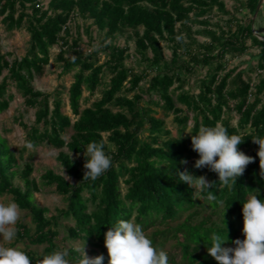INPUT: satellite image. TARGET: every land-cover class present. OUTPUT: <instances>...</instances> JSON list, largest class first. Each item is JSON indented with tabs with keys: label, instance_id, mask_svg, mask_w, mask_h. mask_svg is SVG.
Wrapping results in <instances>:
<instances>
[{
	"label": "trees",
	"instance_id": "trees-1",
	"mask_svg": "<svg viewBox=\"0 0 264 264\" xmlns=\"http://www.w3.org/2000/svg\"><path fill=\"white\" fill-rule=\"evenodd\" d=\"M260 1L245 0L242 7L253 17ZM215 10L221 15H231L224 0H51L47 9L41 0H0L1 24L6 33L25 28L30 36L25 56L11 60L10 55L2 53L0 34V113L7 111L15 99L9 90L13 87L24 98L27 109H36L35 125L26 127V141L32 142L35 149L44 144L58 150L68 149L69 154H59L58 162L67 176L78 182L72 185L52 171L42 176L44 185L54 186L58 194L68 198L67 208L58 217L48 219L46 209L33 205L34 192L41 190L32 179V164L26 163L21 168L15 153L0 136V197H12L22 211L31 215L30 226L18 225V239L45 247L42 256L27 253L32 264L59 250L56 241L60 236L61 218L72 221L66 229L68 238L85 241L93 248L92 257H104L103 264H108L105 233L120 220H134L144 231L166 226L168 230L156 236H172L184 264H218L207 251L213 235L227 237L222 247L234 245L243 227V203L251 195L264 200V177L257 155L259 145L252 140L264 137V78L253 85L242 73L235 75V70L228 71L226 59L230 55H245L250 41L252 47L260 49L258 70H263L264 41L255 36L253 21L243 23L231 17L224 27L216 25L218 29H212L210 18ZM75 15L92 20L105 33V41L117 34L135 32L138 56L155 72L149 80L148 92L156 94L158 100L148 104L175 115L174 121L180 127L178 138H171L164 122L152 117L151 110L140 107L142 98L137 91L149 74L128 68L125 50L110 47L109 61L99 65L95 56L86 58L78 51L77 41L69 44L65 38L69 37L68 24ZM195 25L204 28L203 35L210 42L192 51L185 45V37L196 42ZM163 42L175 44L171 61L166 60ZM59 44L62 49L73 48L75 53L65 58L62 50L57 58L62 63L61 76L78 70L69 90L73 118L63 113L60 98L54 97L51 104L52 96L36 91L33 86L50 65L51 51ZM183 50L189 55V61L182 60ZM198 66L208 68V74L200 81V93L191 95L185 91V78L194 74ZM105 68L111 71L108 89L100 101L83 108L85 92L95 95ZM132 93H135L133 98L124 95ZM251 97H254L253 103ZM231 101L236 102L235 109L240 116L237 128L225 117L232 110ZM178 104L185 110L178 108ZM112 107L120 111L115 113ZM190 122H193L191 133L185 137ZM217 122L227 128L229 135L242 137L240 151L246 154L252 150L253 162L236 179L231 190L219 185L215 172L194 167L199 156L192 149L191 136L201 125L214 126ZM69 130L74 134L67 142L64 135ZM143 131L149 133L146 141L140 140ZM91 141H103L105 151L113 160L112 167L95 181L83 180L85 160L77 163L70 156L84 154ZM30 158L33 160L35 156ZM182 160L188 163L182 164ZM185 169L194 176H205L214 186L193 195L195 189L178 177ZM16 180H21L24 190L15 184ZM122 183L127 187L125 194ZM208 191L223 201L222 207L207 199ZM207 207L213 216L198 221L200 210ZM184 216H187L184 222L170 228ZM79 256L76 250H69V259L75 261ZM168 260L169 264H177L174 259Z\"/></svg>",
	"mask_w": 264,
	"mask_h": 264
},
{
	"label": "rangeland",
	"instance_id": "rangeland-1",
	"mask_svg": "<svg viewBox=\"0 0 264 264\" xmlns=\"http://www.w3.org/2000/svg\"><path fill=\"white\" fill-rule=\"evenodd\" d=\"M51 0H41V3L45 7L48 8ZM245 0H225L227 10L231 13V15H221L218 11H214L211 15V28L218 29L215 26L219 25L225 26L226 22L231 17L237 18V20L243 23H249L253 21L254 16L252 17L248 11H245L242 7ZM2 17H0V34H1V45H2V53L10 55V59H21L25 56L26 51L29 46L30 36L25 30V28L21 30L13 31L12 33H6L4 26L1 24ZM69 37L65 39L68 40L69 44L72 45L74 41L78 42V51L82 53L86 58L93 57L98 61L99 65H103L109 61V54L111 53L110 47H117L119 49L126 51V59L125 65L133 70L136 73L147 72L149 74V78L141 83L140 89L137 91L141 96L142 100L140 101V107L151 110V116L155 117L165 124V129L171 132V138L176 139L180 134V127L174 121L175 115L168 114L161 107H156L153 104H148L149 101H157L158 96L154 93H149V80L152 76H154L155 72H151V69L148 67V64L140 59L136 50V40L137 36L134 31H127L121 34H117L115 38L108 39L105 41V33L98 30V28L93 25V21L89 19H84L78 15H75L71 18L69 24ZM254 32L264 37V5L262 6L260 13L257 19L254 22ZM204 28L200 25L193 26V39L196 42H193L192 39L185 37V45L190 46V50H198L199 46H205L209 44L210 38L203 35ZM210 30V28H209ZM227 30V27H226ZM139 34H143V30L140 29ZM64 36V35H63ZM162 47L164 50V54L167 61H171L173 57V49L175 44H171L168 42H163ZM248 51L245 55L240 57H227V70H235L236 74L242 73L243 78L252 83L253 85H257L261 79L264 78V69L258 70V56L260 54V49L251 46V42L247 43ZM64 50L66 53L65 58H71L75 56L73 48H64L62 49V44H59L51 51V63L46 67L45 72L42 76L38 77L34 82L33 86L36 91L41 92L45 95L52 96L51 104L53 102L54 97L60 98L63 102V113L72 117V112L69 107V90L71 85L74 82V76L78 72V70L73 71L70 75L61 76V66L62 63L58 62L57 58L60 52ZM182 60L189 61L190 57L186 51H182ZM149 57L152 58L151 52L148 53ZM195 73L189 75L185 78L186 85L185 91L189 92L191 95H198L200 93V81L203 80L208 74V68H203L201 66L196 67ZM111 79V71L109 68H105L104 75L102 79V84L98 88L95 95L91 96L88 92L84 94L83 108L91 107L94 103L100 101L103 98L104 92L108 89L109 83ZM2 78H0V83ZM178 85L175 86V88ZM174 88V89H175ZM11 94L14 95L15 99L12 102L10 108L0 113V136L4 141L7 142L9 148L15 153L17 160L21 168L25 166L26 163L32 164L34 168V173L32 179L36 180L39 184L40 192H34L33 194V205L46 209L48 211L46 217L51 219L52 217H58L59 212L63 211L67 208L68 198L57 193L54 186L48 187L44 185L42 181V176L52 171L57 176H61L65 178L67 182L72 185H77L78 182L69 177L66 179L63 173L67 176L64 168L58 162V156L61 152L69 154L68 149L58 150L47 144L41 145L35 150H29L25 147L26 136L28 133L27 128H31L35 125V117H36V109H27L25 107L24 98L13 88L10 89ZM255 92V90L253 91ZM128 98H133L135 93L132 94H124ZM264 98V96H263ZM250 102H254V97L250 98ZM230 106L232 110L227 113L225 116L231 123L234 128L238 127L240 116L237 113L235 106L236 102L231 101ZM178 108H182L185 110L184 106L177 105ZM260 108V106H259ZM115 113L119 112L120 109L118 107H112ZM189 129L184 133V136H189L191 133V128L193 122H190ZM27 127V128H26ZM74 132L69 130L65 135L64 139L69 142ZM149 137V133L143 131L140 134V140L146 141ZM26 148V150H24ZM52 151L55 153L53 157H45L43 153ZM31 155L35 156V159L31 160ZM246 155L252 156V150L246 151ZM72 160L77 163H82L86 160L84 154L75 155L70 154ZM68 177V176H67ZM16 185H19L24 190V185L21 180L15 181ZM127 187L124 183H122V192L125 194ZM4 198L5 201L7 199H12L10 196L0 197ZM22 211V210H21ZM200 216L198 221L206 218V216H213V212L210 208H205L200 210ZM187 216H184L181 220L177 221L170 225V228H175L178 224L185 221ZM213 220H217L216 216L213 217ZM26 224L28 226L31 225V215L28 211H22V215L20 220L18 221L16 227L18 229L17 238L11 244H6L5 246H17L20 245L26 251V253H32L35 256H42L45 252L44 246H32L26 240H19V228L18 225ZM58 230L60 231V236L56 241V244L60 249H66L68 252L71 249L76 250L79 247H82L84 244V251L88 257L92 258L91 252L93 248L87 244L85 241H78L69 239L66 233V229L69 225H72V221L65 220L61 218L58 221ZM243 229V227H242ZM168 228L166 226H156L149 229H146L145 232L148 237L153 241L154 246L158 249L164 250L168 254L169 259H174L177 264H184L181 259V252L177 246L176 240L169 235H158L156 234L167 231ZM243 240V232L241 231L239 238ZM0 243H4L2 239H0ZM230 247H235L232 245Z\"/></svg>",
	"mask_w": 264,
	"mask_h": 264
},
{
	"label": "clouds",
	"instance_id": "clouds-1",
	"mask_svg": "<svg viewBox=\"0 0 264 264\" xmlns=\"http://www.w3.org/2000/svg\"><path fill=\"white\" fill-rule=\"evenodd\" d=\"M259 145L258 157L261 176L264 177V137L252 139ZM243 139L238 134L229 135L227 128L217 122L214 126L201 125L198 132L191 136L192 149L198 153L195 160L196 169L208 168L215 172L219 178V185L229 190L236 184V179L242 176L246 167L253 162V157L246 155L238 149ZM25 147L35 150L32 142H25ZM86 157L83 180L95 181L112 167V157L105 151L103 141H91L86 147ZM45 157H53L54 152L43 153ZM187 164V160H182ZM66 179H69L63 173ZM180 181L187 183L195 189L194 194L210 190L214 184L205 176H194L187 169L178 173ZM209 201H216L221 207L223 201L211 191L207 192ZM226 212V210H225ZM243 236L244 239L233 241L235 247H222L227 237L221 238L213 235L212 244L208 247V254L218 264H264V200L257 195H251L243 203ZM22 211L14 199L0 198V264H32L22 246H5L17 238L16 227ZM104 245L108 253V264H169L168 254L154 246L142 226L134 220H120L114 227L105 233ZM80 256L73 261L69 259L66 249L55 250L43 256L37 264H103L102 255L88 257L82 247L76 249Z\"/></svg>",
	"mask_w": 264,
	"mask_h": 264
},
{
	"label": "water",
	"instance_id": "water-1",
	"mask_svg": "<svg viewBox=\"0 0 264 264\" xmlns=\"http://www.w3.org/2000/svg\"><path fill=\"white\" fill-rule=\"evenodd\" d=\"M263 5H264V0H261V1L259 2V4H258L257 9H256V12H255V15H254V18H253V22H255V20L257 19V17H258V15H259L260 10H261V8H262ZM254 34H255V36H256L257 38H259L260 40L264 41V37H263V36L257 34L256 32H254Z\"/></svg>",
	"mask_w": 264,
	"mask_h": 264
},
{
	"label": "crops",
	"instance_id": "crops-1",
	"mask_svg": "<svg viewBox=\"0 0 264 264\" xmlns=\"http://www.w3.org/2000/svg\"><path fill=\"white\" fill-rule=\"evenodd\" d=\"M224 2H225V0H224ZM225 5H226V3H225ZM226 8H227V6H226Z\"/></svg>",
	"mask_w": 264,
	"mask_h": 264
}]
</instances>
